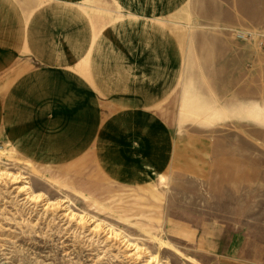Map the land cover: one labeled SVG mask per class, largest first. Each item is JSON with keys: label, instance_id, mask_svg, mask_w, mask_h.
I'll list each match as a JSON object with an SVG mask.
<instances>
[{"label": "rangeland", "instance_id": "1", "mask_svg": "<svg viewBox=\"0 0 264 264\" xmlns=\"http://www.w3.org/2000/svg\"><path fill=\"white\" fill-rule=\"evenodd\" d=\"M80 1L10 0L15 5L10 9L23 16L37 10L50 14L56 7H70L69 3L85 9ZM92 1L89 8L95 13L99 0ZM222 1L235 17L232 26L202 25L193 8L200 0L186 3L182 21L155 19L183 35L177 93L187 88V96L181 93L173 99L175 111L169 100L156 108L166 119L162 132L175 142L164 171L142 169L140 180L132 172L135 180H117L104 176L91 162L76 169L59 167L46 152H20L13 147L12 123L0 114V149L6 154L0 158V264H146L150 258L158 264H264V105L249 103L264 102V72L257 76L260 89L255 96L247 89L246 67L242 73L237 65V73L229 75L233 90L236 87V120H221L222 104L221 119L213 124L185 114L191 119L175 121L182 98L195 102L201 97L202 76L207 89L212 86L213 74L189 69L200 59L201 37H225L237 54L243 47L264 56V0ZM116 4L107 0L101 7L107 19L118 13ZM236 31L255 36L251 42L240 41ZM6 72H0V86L9 79ZM202 106L204 115L215 109ZM134 133L137 136L139 131ZM10 175L23 179L12 184ZM24 185L40 198L28 200L17 194L16 188ZM44 202L53 206L45 210ZM58 202L67 205L74 217L62 221L58 214L52 216ZM108 230L118 237L109 236ZM122 238L140 249L139 257L129 256Z\"/></svg>", "mask_w": 264, "mask_h": 264}, {"label": "bare ground", "instance_id": "2", "mask_svg": "<svg viewBox=\"0 0 264 264\" xmlns=\"http://www.w3.org/2000/svg\"><path fill=\"white\" fill-rule=\"evenodd\" d=\"M2 1L11 3L10 0ZM105 1L99 0L100 7L95 13H91L93 9L89 8L94 5L92 0L80 1L86 5L85 9L79 6L64 7L61 11L59 7L55 13L46 14L44 22H41L44 10L34 11L23 20L17 18L21 16L19 11L10 8L5 14H0V72L21 65L17 59L22 56L35 57L46 69L24 75L27 79L23 81H18L16 76L8 77L7 83L0 86V114L2 119L12 123L13 137L10 142L20 152H46L53 157L55 165H70V169L91 162L104 176L117 179L120 178L119 169L115 167L110 170L106 160L121 155L122 147L131 146L135 137L122 134L116 117L105 121L102 108L96 110L89 93L109 95L120 91L131 92L136 86L135 82L139 81L136 76L138 70L143 75L147 68L162 71L176 66L178 62L174 51L171 58L164 55L170 51L169 38L172 36L181 41L183 35L161 24L139 21V14H148L151 7L142 10L136 3L133 6V0H114L118 13L107 19L101 8ZM174 1L164 2L168 3L165 7L161 3L155 9L156 13L150 11L149 18L182 21V9L172 7ZM0 7L6 8L7 5L3 3ZM32 25L46 28L51 36H45L39 43L34 42L27 31ZM25 69L19 67V73L22 74ZM160 79L147 80L143 84H161ZM200 104L199 101L194 103L188 100L182 104L179 112L193 116L203 124L215 123L219 119L217 114L204 112V115L202 110L206 107ZM94 110L97 111L95 114ZM124 112L130 113L127 109ZM91 114L95 115L93 120L85 119ZM243 114L249 113L243 111ZM3 156H6L5 150L0 149V158ZM162 160L163 156L160 162L164 163ZM10 176L12 184L23 179L21 176ZM16 189L17 194L26 195L28 200L40 198V195H33L26 185ZM63 205V202H58L54 209L56 213L51 215L58 214L62 221H66L74 214L67 205ZM42 206L46 210L53 204L44 202ZM107 232L109 236L118 237L110 230ZM121 243L129 256L139 257L138 247L123 238ZM146 264L158 263L150 258Z\"/></svg>", "mask_w": 264, "mask_h": 264}, {"label": "crops", "instance_id": "3", "mask_svg": "<svg viewBox=\"0 0 264 264\" xmlns=\"http://www.w3.org/2000/svg\"><path fill=\"white\" fill-rule=\"evenodd\" d=\"M169 0H149V3H146V0H133V6H135V3L137 4L138 8L141 7L142 10H144L145 7H151L148 10L150 11H156L155 9L159 8L161 3L162 6H166L164 2ZM189 0H176L172 2V7L183 9V7L186 5V3ZM226 2V1H225ZM225 2L222 0H200V2L195 3L194 10L197 11L196 17L202 25H225V26H232L235 22V17H231L230 14L231 10L229 8V5H226ZM5 3L7 5L6 8L0 7V14L3 15L6 13L7 8H10L13 3L10 4L8 2H0V6ZM201 4V5H200ZM71 5L69 8H76L73 4L69 3ZM49 8V7H48ZM47 8V9H48ZM59 7H56V9ZM64 7H60L62 9ZM146 10V8H145ZM150 11H148V14H143L142 12L139 14L140 16L137 17L139 21H146L150 24H161L166 26V23L159 22L156 23L155 19L149 18L151 16ZM156 13V12H155ZM17 17L20 18V20H23L27 15H22ZM24 14V13H23ZM51 14V13H50ZM48 14V15H50ZM42 21L44 22V17L46 14H41ZM228 16V17H227ZM29 17V16H28ZM160 20V19H156ZM108 20L106 19V22ZM160 21H166V20H160ZM21 23H24L23 21H20ZM40 24V23H38ZM42 24V23H41ZM107 22V26H108ZM62 26H65L64 24ZM168 28V27H167ZM169 29V28H168ZM29 32L30 38L34 40V42L39 43V40H42L45 36H51V33L49 30L46 31V28L40 26V25H32L27 30ZM36 31V32H33ZM172 31V30H171ZM48 32V33H47ZM42 34V35H41ZM28 35V36H29ZM24 35H22L23 38ZM169 42L170 51L164 55L165 57H173V51L177 55L176 61L178 62L176 66L165 68L166 70L162 71H155L156 69H149L144 70L143 75H141V71L138 70V75H136L139 78L138 82H135L136 86L130 90L131 92H122L118 94L111 93L109 95H106V93H101L102 95H99L98 92L95 94L89 93V96H91V103L93 106L97 108H102V115L103 119L105 121H109L114 119L113 117H116L118 120L116 122L118 123L117 126H119L120 130L122 131L123 135H131L135 137L133 141L130 143L131 146H127L126 148H123L121 155L115 157H106V166L108 168L113 169L117 167L120 171V178L119 179H125L132 178V173L135 176V179H139L141 177V171L150 169H158L159 171H164L169 161L172 159V156L174 155L175 150V142L173 138H169L168 135H165V133L162 132L163 126L166 125V119L161 118L157 113V107L161 105L164 101L166 103L167 100L170 101L169 106L172 107L173 111L176 109V102H173V99L177 98L181 93L182 96H187V88L180 93H177L179 78L181 75V71L183 70V58H184V49L181 48L182 45L180 44V41L173 39L172 36ZM183 39V36L181 40ZM50 40V39H48ZM201 46H200V52H198L197 55H199L200 59L197 60V65L190 66L189 69L193 72L195 71L198 74H213L212 78V86L211 89H207V85L204 83V76L201 77V84L203 85V88L199 89L202 91L201 97L198 96V99L196 98L195 101H199L201 103L200 98H206L210 101H207L206 103H201L200 105H211L215 109H213V113H216L219 119L220 118V105L223 104L222 109V119L223 121H233L236 120V111H235V99H236V87L234 89V80L230 78L229 75H235L237 73V65L240 67V71L243 73L245 72L244 67L247 69L248 75V81L249 86L247 87L248 90L252 91L253 95L255 96V93H258L259 87L256 81L259 79L257 78L258 75H261L264 72V56L262 54L258 53H252L250 50V53L243 48L238 47L240 49L239 53L237 54L235 50H232V45L227 44V40L225 37L223 39L220 36H211V39H207L204 37H201L200 39ZM210 43V44H209ZM215 43V44H214ZM208 45V46H207ZM235 47V46H234ZM247 47V46H245ZM214 48L216 50H214ZM248 48V47H247ZM46 53H49L48 50H45ZM137 53V51H136ZM138 54V53H137ZM206 58H204L205 56ZM264 55V54H263ZM17 57H19V54H16ZM25 57V56H24ZM18 61H21V65L14 66V68H7L5 69L7 72L6 77H14L16 76L18 78V81H23L27 79L24 75H30L34 74L38 71H45V66L42 65L41 61L36 59L35 57H26L24 59L18 58ZM238 60V61H237ZM33 65H39L41 67L34 68ZM27 68L23 70V73H19V67ZM189 70V71H190ZM5 72V71H4ZM146 75V76H145ZM227 75V76H226ZM136 77V78H137ZM156 78H161L160 80L162 83H156V85L152 84H143L144 81L147 80H153ZM79 79H82L79 77ZM108 80V79H107ZM142 82V83H141ZM112 84V83H111ZM233 84V85H231ZM76 88V87H75ZM189 91H191L188 88ZM219 90H222V94ZM243 90V89H242ZM185 91V92H184ZM184 92V93H183ZM192 92V91H191ZM259 94V93H258ZM223 95V96H222ZM243 97L245 95H242ZM181 101L183 103H187V98H182ZM190 101V100H189ZM192 101V100H191ZM183 103H180V107ZM195 103V102H194ZM253 105H257L260 108H262V105H264L263 101L260 102H253ZM227 105V106H226ZM186 106V105H185ZM90 107V106H89ZM127 109L130 111V113L124 112V110ZM171 109V111H172ZM180 110V108H179ZM106 111H109L111 113H107ZM97 111L94 110V114ZM179 112V111H178ZM94 114H91L85 119L93 120L95 117ZM179 116L175 118V121H184L189 120L188 117H183V114L179 112ZM136 116V117H135ZM141 118V119H138ZM246 117H240L238 119H245ZM197 120V119H192ZM143 122V124H140L138 122ZM133 122V126H131L130 123ZM135 123H137L135 125ZM146 123V125H145ZM122 124V125H121ZM164 124V125H163ZM130 126V127H129ZM146 126V127H145ZM129 129L127 130V128ZM135 130L139 131V134L136 136ZM13 137V135H12ZM130 147V148H129ZM171 148V151L169 149ZM131 149V150H130ZM116 152L119 153V151L116 150ZM165 153V157L164 154ZM130 155V157H129ZM163 156L164 163L160 162V158ZM146 157V158H145ZM163 164V165H161ZM214 169V168H213ZM126 170L128 173H126ZM143 172V171H142ZM148 176V174H146ZM132 178V179H134ZM134 179V180H135ZM132 181V183H135L136 181ZM138 180V181H139ZM129 181V180H128Z\"/></svg>", "mask_w": 264, "mask_h": 264}, {"label": "built area", "instance_id": "4", "mask_svg": "<svg viewBox=\"0 0 264 264\" xmlns=\"http://www.w3.org/2000/svg\"><path fill=\"white\" fill-rule=\"evenodd\" d=\"M234 36L237 40L251 42L255 34L250 31H236Z\"/></svg>", "mask_w": 264, "mask_h": 264}]
</instances>
